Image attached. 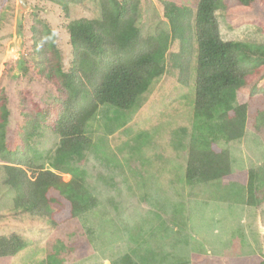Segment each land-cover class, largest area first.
<instances>
[{
  "label": "rangeland",
  "instance_id": "obj_1",
  "mask_svg": "<svg viewBox=\"0 0 264 264\" xmlns=\"http://www.w3.org/2000/svg\"><path fill=\"white\" fill-rule=\"evenodd\" d=\"M141 1L147 11L140 19L143 36L166 30L161 0ZM169 1L195 10L199 0ZM222 2L225 7L215 14L222 40L264 45L262 10L240 0ZM22 5L21 11V0H0V87L8 100L6 142L11 149L22 137L18 92L30 89L45 106L56 97L35 73L29 23L35 17L53 29L68 70L73 51L67 26L100 18L95 0H70L69 16L46 0H24ZM179 53L180 43L174 42L166 52L165 75L132 109L99 107L86 133L93 145L84 159L72 161L84 172L96 205L69 225L55 228L46 218L17 211L15 191L5 184L0 161V236L17 233L28 244L14 257L0 258V264H115L126 255L138 264H264V204L247 205L241 184L186 182L190 136L198 124L196 56L184 87L177 67L184 60L177 63L175 57ZM261 87L264 77L240 91L239 101L249 111L244 138L215 147L230 151L235 174L264 166V98L255 91ZM59 139L41 127L30 144L37 164L52 168Z\"/></svg>",
  "mask_w": 264,
  "mask_h": 264
},
{
  "label": "trees",
  "instance_id": "obj_2",
  "mask_svg": "<svg viewBox=\"0 0 264 264\" xmlns=\"http://www.w3.org/2000/svg\"><path fill=\"white\" fill-rule=\"evenodd\" d=\"M46 1L57 4L69 16L70 0ZM222 1L199 0L194 10L161 0L160 15L167 28L145 37L140 19L147 11L141 0H95L99 19H79L67 26L73 51L68 70L53 29L39 18L32 19L29 37L37 63L35 73L53 87L56 97L45 106L35 100L30 89L18 92L22 137L11 149L6 142L8 100L5 88L0 87V161L5 184L15 191L17 211L46 218L53 227L61 228L96 205L85 186L84 172L72 165L73 160L84 159L93 145L87 127L102 105L132 109L165 75L166 52L174 42L180 43L177 63L184 60V64H175L184 87L189 84L196 56L194 114L198 124L188 146L187 184H241L247 190V205L264 204V166L235 174L230 151L215 148L219 142L230 144L244 138L249 111L248 105L239 101L240 91L264 77L263 44L222 40L215 15L225 7ZM240 1L257 5L264 13V0ZM255 91L264 98L263 87ZM42 126L60 137L52 168L37 164L30 150ZM27 245L17 233L0 236V258L14 257ZM115 264L138 263L126 255Z\"/></svg>",
  "mask_w": 264,
  "mask_h": 264
},
{
  "label": "water",
  "instance_id": "obj_3",
  "mask_svg": "<svg viewBox=\"0 0 264 264\" xmlns=\"http://www.w3.org/2000/svg\"><path fill=\"white\" fill-rule=\"evenodd\" d=\"M22 4H24V0H21V6H22V7H21V11H22V10H24V8H23V5H22Z\"/></svg>",
  "mask_w": 264,
  "mask_h": 264
},
{
  "label": "bare ground",
  "instance_id": "obj_4",
  "mask_svg": "<svg viewBox=\"0 0 264 264\" xmlns=\"http://www.w3.org/2000/svg\"><path fill=\"white\" fill-rule=\"evenodd\" d=\"M187 9V8H186ZM184 35V33H182Z\"/></svg>",
  "mask_w": 264,
  "mask_h": 264
}]
</instances>
